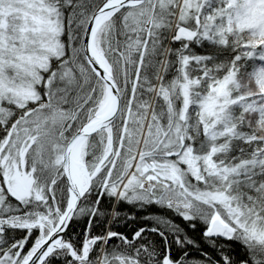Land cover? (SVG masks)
<instances>
[{
	"label": "snow or ice",
	"instance_id": "snow-or-ice-1",
	"mask_svg": "<svg viewBox=\"0 0 264 264\" xmlns=\"http://www.w3.org/2000/svg\"><path fill=\"white\" fill-rule=\"evenodd\" d=\"M0 264H264V0H0Z\"/></svg>",
	"mask_w": 264,
	"mask_h": 264
},
{
	"label": "trees",
	"instance_id": "trees-1",
	"mask_svg": "<svg viewBox=\"0 0 264 264\" xmlns=\"http://www.w3.org/2000/svg\"><path fill=\"white\" fill-rule=\"evenodd\" d=\"M103 206L105 207V208H110L111 207V205L108 203V201L107 200H105L104 202H103ZM123 208L125 209V210H127L128 209V206H123ZM139 226H143V224H142V222H137V223H135V224H132L130 227H125L124 226V224H123V222H120V223H118L117 225H114V230H117V231H123V232H126V233H131V231L134 229V228H136V227H139ZM149 227L151 226V224H149L148 225ZM102 229L101 228H97V229H95V231H97V232H99V231H101ZM75 231H80V229H75ZM189 232H190V235L194 238V239H199V236H200V233L198 232V231H191V230H189ZM152 234H150V236H151ZM156 239H159V237H156ZM207 251H210V249H206ZM239 249H237L236 250V252H237V255H239Z\"/></svg>",
	"mask_w": 264,
	"mask_h": 264
}]
</instances>
